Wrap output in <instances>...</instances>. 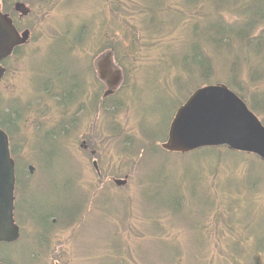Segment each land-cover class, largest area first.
I'll list each match as a JSON object with an SVG mask.
<instances>
[{
	"label": "rangeland",
	"instance_id": "obj_1",
	"mask_svg": "<svg viewBox=\"0 0 264 264\" xmlns=\"http://www.w3.org/2000/svg\"><path fill=\"white\" fill-rule=\"evenodd\" d=\"M17 1L32 9L22 20L32 38L5 64L0 110L7 113L12 105L14 119L19 115L10 144L18 162L15 217L22 233L18 243L0 245V259L8 264H264V166L249 167L256 156L223 147L208 158L158 149L177 108L207 81L227 80L232 57L243 69L244 97L250 101L263 94L264 83L255 84L248 75L260 65L251 61L248 46L232 40L215 47L207 80L206 68L186 57L201 13L189 0L0 4L13 8ZM204 1L210 3L207 12ZM213 1L203 0L202 15L236 20L235 11L213 7ZM111 31L123 37H111ZM132 32L142 37L136 50L125 46ZM114 41L118 55L110 47ZM203 42L192 41L190 56L202 57ZM110 51L123 73L109 98L124 102L117 113L101 107L105 77L94 86L95 77H88L84 91L80 85L70 91L72 78L57 83L59 77L49 70L59 67L67 75L95 67L99 77L96 61L101 57L105 63ZM116 72L105 71L111 85ZM72 91L73 99L65 101ZM80 91L82 107L74 104ZM258 115L264 118V112ZM126 175V186L114 184L112 178Z\"/></svg>",
	"mask_w": 264,
	"mask_h": 264
},
{
	"label": "water",
	"instance_id": "obj_2",
	"mask_svg": "<svg viewBox=\"0 0 264 264\" xmlns=\"http://www.w3.org/2000/svg\"><path fill=\"white\" fill-rule=\"evenodd\" d=\"M16 7L23 13L28 12L21 3ZM28 37V30L20 34L9 16L0 11V81L6 73L2 61ZM222 145L254 153L264 160V123L228 86L208 85L197 89L177 111L163 148L187 153ZM30 169L33 171L32 166ZM116 183L124 185L126 180H116ZM15 186L16 164L9 136L0 127V242L11 243L20 237V226L15 220Z\"/></svg>",
	"mask_w": 264,
	"mask_h": 264
},
{
	"label": "trees",
	"instance_id": "obj_3",
	"mask_svg": "<svg viewBox=\"0 0 264 264\" xmlns=\"http://www.w3.org/2000/svg\"><path fill=\"white\" fill-rule=\"evenodd\" d=\"M229 2L232 3L231 7L228 4ZM189 3L191 9L197 8L201 13L207 12V9L210 5L209 2L204 1L205 11H203L202 8L203 0H189ZM8 4L9 7L4 6L3 11L8 12L12 9L11 7L12 4L11 3ZM211 4L213 7H219V8H223L224 10L235 11L236 13L233 12V14L236 20L235 21L228 20L226 16H220L218 19L212 20L210 19V14L208 16L206 14L202 15L201 13H199L198 16L200 17L199 19H197L198 20L197 25L192 26L193 35L190 37L191 39L189 40L190 45L187 48L186 57H188L193 63L197 64L199 68H201V70L206 68L205 70L202 71H204V74H206L205 77L208 80L211 76L210 72L212 68L210 65L213 62L212 53L214 51V48L215 47L225 48L231 44L232 40L238 41L240 43H245L248 46L246 48V52L252 56L251 61L258 62L260 64L258 66L252 67V70L249 72L248 75L251 76L252 78L257 79V82L255 84L264 83V26L262 27V24L264 23V0H217V2L216 0H214L213 2H211ZM159 11L160 9H158V12ZM200 20H205V22ZM121 33L122 32L120 31L116 33L111 31L110 36L111 37L120 36ZM129 39L130 41L126 42L125 46L130 47L132 50H136V48L141 44L142 37H140L138 32H134V33L132 32L131 37ZM199 40L204 41L203 45L205 47L202 50H200L202 57L200 56L195 58L192 55L190 56V48L192 46V41H199ZM110 47L114 50V52L117 55L120 53L118 41L111 42ZM66 52L68 54H71L70 50H66ZM134 53L135 52H132L131 55H134ZM55 54H57V51H54L53 53L50 54L52 60L54 59ZM240 59L243 58L240 57ZM117 61L119 64H121L122 62L121 59H117ZM125 68L126 71L129 72L130 69L127 65ZM228 68L231 71V74L228 76L229 78L225 81L222 80V82L218 80L215 82L225 83L231 89L235 90L244 100L251 103L252 107L255 110H257L258 112H264V92L263 94H260L258 97L252 96L250 101H248L242 93V88L240 87L239 83L241 82L240 80L243 69L240 65V61L237 56L232 57ZM49 70L55 75L60 74V77L62 76V78H64L65 76L71 77L70 73H72L71 71H69L67 75H64L62 72H60L59 67H57L56 70L57 72L54 71L52 68H50ZM211 82L212 81H207L206 84ZM118 100L119 101L114 100L115 104L112 102V100L111 101L106 100L105 102L101 103V107L106 111V113L108 112L117 113L119 111V107L124 106V102L122 101V99H118ZM1 103L2 100L0 99V106ZM6 110L8 111L7 113L0 110V125L3 129L7 131V133L10 136L11 130L14 129L12 128L14 127L13 122H15L16 119L17 120L19 119V115L17 116V118L14 119L13 116L15 113L12 110V105H11V109H6ZM82 110L84 109H80L79 111ZM167 125L169 126V122ZM164 137L166 138L167 134ZM158 149L164 151L161 148V146H158ZM216 150L217 149L215 148H208L205 150L197 151L193 153V155L195 156L200 155V156H205L204 158H208V156L213 155ZM230 153H235V152H230ZM255 159L257 160L256 164L253 163L254 165L249 167H251V169L253 170L257 169L258 167L257 170H259L260 166H264V162L261 161L258 157H255ZM17 171H18V167H17ZM60 213L63 212L60 211ZM262 231L264 232V228L262 229ZM0 245H4V244L0 243ZM0 261H5L6 263H8L4 259H0Z\"/></svg>",
	"mask_w": 264,
	"mask_h": 264
},
{
	"label": "flooded vegetation",
	"instance_id": "obj_4",
	"mask_svg": "<svg viewBox=\"0 0 264 264\" xmlns=\"http://www.w3.org/2000/svg\"><path fill=\"white\" fill-rule=\"evenodd\" d=\"M98 66H99V69H100V68H101V69L105 68V67L103 66V64H99ZM102 72H103V70H102ZM88 81H89V79H88ZM78 85H81V84H80L79 81H76V83H75L73 89L77 88ZM111 91H112V90H111V87L109 88V85H108V89H107V91H105V92L103 93V96H102V97L109 96L110 94H112ZM80 93H81V91H80ZM72 97H73V96H72ZM83 99H84V95H81V96L78 95V97H77L76 101H74V103H75V104H76V103H77V104H80L79 106L82 107V100H83ZM99 174H100V173H99Z\"/></svg>",
	"mask_w": 264,
	"mask_h": 264
}]
</instances>
